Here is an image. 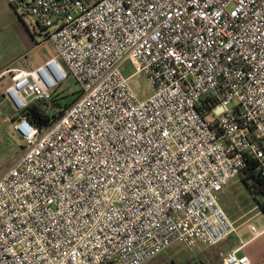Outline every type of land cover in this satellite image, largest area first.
<instances>
[{
	"label": "built area",
	"instance_id": "built-area-1",
	"mask_svg": "<svg viewBox=\"0 0 264 264\" xmlns=\"http://www.w3.org/2000/svg\"><path fill=\"white\" fill-rule=\"evenodd\" d=\"M14 6L55 54L0 75L12 82L5 98L58 117L13 124L25 147L0 176V264H147L232 236L220 194L250 159L264 168V0ZM126 61L153 87L146 100L123 76ZM68 74L81 95L56 107ZM238 252L224 264H251Z\"/></svg>",
	"mask_w": 264,
	"mask_h": 264
},
{
	"label": "rangeland",
	"instance_id": "rangeland-1",
	"mask_svg": "<svg viewBox=\"0 0 264 264\" xmlns=\"http://www.w3.org/2000/svg\"><path fill=\"white\" fill-rule=\"evenodd\" d=\"M14 2L15 0H0V69L8 66L35 69L55 51L46 41V33L37 25L36 19L17 10ZM121 72L140 100H146L153 94L154 89L149 80L137 71L131 61L123 63ZM3 78L0 79V176L17 161L25 147V141L14 130L13 125L17 121L12 116L13 112L15 115L21 112L15 111L8 101L3 100L6 88L12 84L11 78ZM79 91L80 86L69 77L58 88L55 95L57 104L72 105L77 101ZM220 204L228 217L233 222L237 221V224L240 217L242 221L252 219L258 227L264 223V214L258 207L257 200L239 176L224 186ZM231 240L232 237L225 239L222 244L230 243ZM207 250L208 246L201 243L192 247L173 246L147 264H197L204 256L198 252Z\"/></svg>",
	"mask_w": 264,
	"mask_h": 264
},
{
	"label": "crops",
	"instance_id": "crops-1",
	"mask_svg": "<svg viewBox=\"0 0 264 264\" xmlns=\"http://www.w3.org/2000/svg\"><path fill=\"white\" fill-rule=\"evenodd\" d=\"M54 54L55 52L52 54V56ZM14 68L19 67H3L0 69V75ZM3 100L7 101L5 96H3ZM233 223H236V232L230 236L232 237L231 242L222 244L225 242L224 240L218 245H207V251L198 252L202 253L204 256L197 264H224L226 255L234 250H239L238 254L240 256H248L251 264H264V223L260 224L258 227L252 222V219H246L242 221V217H240L238 220L239 224H237V221ZM252 225L258 229V232L260 233L258 236L252 233Z\"/></svg>",
	"mask_w": 264,
	"mask_h": 264
},
{
	"label": "trees",
	"instance_id": "trees-1",
	"mask_svg": "<svg viewBox=\"0 0 264 264\" xmlns=\"http://www.w3.org/2000/svg\"><path fill=\"white\" fill-rule=\"evenodd\" d=\"M68 75L69 77H72L70 74ZM58 88L53 92V97H54L55 106L61 107L59 106V104H57L55 98L56 97L55 95L58 92ZM77 94L80 97L81 91H79ZM64 107H68V106L65 105ZM53 113L54 114L50 116L44 112L41 103H33L26 110L22 111L18 115H15V113L13 112L12 116H14V119L17 118V120L20 119L21 117H25L33 125L39 128H46L50 125V123H52L58 117V113L55 109ZM241 179L244 182V184L247 186L249 192L257 201H259L260 198L264 197V168H259V163L257 160L254 159L249 160V164L246 170L243 172ZM260 208L264 213V202L260 205Z\"/></svg>",
	"mask_w": 264,
	"mask_h": 264
}]
</instances>
